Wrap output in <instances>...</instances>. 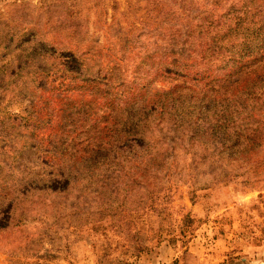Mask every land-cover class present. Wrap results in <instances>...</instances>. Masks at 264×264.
<instances>
[{
	"label": "rangeland",
	"instance_id": "rangeland-1",
	"mask_svg": "<svg viewBox=\"0 0 264 264\" xmlns=\"http://www.w3.org/2000/svg\"><path fill=\"white\" fill-rule=\"evenodd\" d=\"M145 4L0 0V264H264V181L189 172L184 164L200 148L173 118L150 126L151 147H141L165 167L166 185L153 196L165 201L162 218L134 180V148L96 149L120 145L128 96L183 81L138 57L181 27L143 23ZM48 159L71 172L65 191L42 189L34 177ZM152 173L142 181L158 182ZM136 226L149 245L138 254Z\"/></svg>",
	"mask_w": 264,
	"mask_h": 264
},
{
	"label": "trees",
	"instance_id": "trees-1",
	"mask_svg": "<svg viewBox=\"0 0 264 264\" xmlns=\"http://www.w3.org/2000/svg\"><path fill=\"white\" fill-rule=\"evenodd\" d=\"M140 1L146 2L147 20L143 19V23L181 27L164 36L169 42L153 43L149 49L143 48L138 57L151 60L155 73L173 72L183 81L168 90L157 88L128 96L131 100L122 110L116 133L120 145L107 141L96 149L107 150L106 155L111 154V147L123 151L130 145L136 150L128 151L131 159L136 152L137 165L141 167L134 180L143 183L139 189H144V196L152 197L149 209L160 218L166 210L165 201L155 205L154 195L166 185L160 174L165 167L155 166V154L143 157L141 147L147 145L150 149V126H159L164 119L173 118L175 126H183L188 143L200 148L184 164L189 172L197 176L200 167L211 168L209 174L214 182L239 175H245L243 181L247 184L264 181V0H137ZM71 62L76 66L72 70L81 72V58L73 55ZM54 163L48 159L42 173L34 177L42 189L62 192L73 183L72 174L63 169L56 171ZM151 168L159 181L143 182L142 176L148 175ZM149 209H142V213ZM153 229L161 232L164 227ZM142 235V228L136 226L133 253L149 247L145 242L148 239Z\"/></svg>",
	"mask_w": 264,
	"mask_h": 264
}]
</instances>
